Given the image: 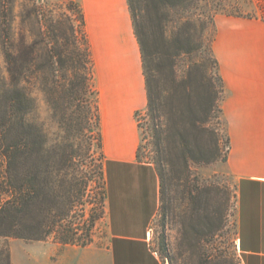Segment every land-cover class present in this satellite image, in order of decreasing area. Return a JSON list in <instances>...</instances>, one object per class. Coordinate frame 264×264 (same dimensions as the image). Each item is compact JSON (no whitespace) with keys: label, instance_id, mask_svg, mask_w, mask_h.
<instances>
[{"label":"rangeland","instance_id":"obj_1","mask_svg":"<svg viewBox=\"0 0 264 264\" xmlns=\"http://www.w3.org/2000/svg\"><path fill=\"white\" fill-rule=\"evenodd\" d=\"M69 1L0 0V84L6 78L2 51L4 36L8 33L15 45H20L22 39L27 44L32 43L37 53L33 73L30 77L27 74L22 83L33 98L26 120L33 126L37 140L50 149L45 160L55 162L54 169L59 170L57 182H64L58 193L66 196L72 184L70 199H60L64 209L71 208L67 209L61 224L72 226L78 241L61 245L54 232L39 241L40 244L0 237V264L22 263L28 254H47V245H55L58 254L64 247L106 246L105 206L101 200L104 157L99 128V91L91 51L90 61L84 56L86 50H90L85 28L83 32L78 12L69 6ZM134 2L140 12V26L149 37L154 52L171 54L175 42L188 52L175 58L177 78L192 69L197 78L212 76L216 87H219L217 74L221 75L212 49L215 17L228 15L264 20V0ZM170 2L180 6L166 8L165 4ZM162 33L167 43L162 41ZM65 48L70 54L63 58L65 60L54 65L44 60L46 50L53 52ZM161 65L162 61L154 64L161 78L160 87L170 90L168 66ZM219 97L218 106L221 107L223 93ZM166 112L170 126L171 116L168 110ZM135 119L140 134L137 160L155 166L160 159L165 173L164 209H160L159 202L148 230L150 251L161 264H241L236 244V182L225 168L227 132L223 115L212 112L206 123L209 132L215 131L218 136L219 152L216 155L209 132H198L199 147L208 162L189 163L187 169L182 160L183 148L177 145L172 129L163 136L159 152L146 106L136 112ZM84 238L86 245L81 243Z\"/></svg>","mask_w":264,"mask_h":264},{"label":"crops","instance_id":"obj_2","mask_svg":"<svg viewBox=\"0 0 264 264\" xmlns=\"http://www.w3.org/2000/svg\"><path fill=\"white\" fill-rule=\"evenodd\" d=\"M73 1L84 17L99 91L106 246L64 247L58 254L47 245L49 253L28 254L17 264H161L147 242L159 180L152 164L137 160L135 114L147 97L127 0ZM214 22L229 138L225 168L236 182L237 249L241 264H264V20L218 15Z\"/></svg>","mask_w":264,"mask_h":264},{"label":"trees","instance_id":"obj_3","mask_svg":"<svg viewBox=\"0 0 264 264\" xmlns=\"http://www.w3.org/2000/svg\"><path fill=\"white\" fill-rule=\"evenodd\" d=\"M127 4L140 50L147 97L146 111L151 119L157 149L161 151L162 138L172 129L174 132L172 136L178 141L177 145L183 148L182 160L186 169L189 163L208 162L205 161L204 153L199 147L198 132L200 134L209 132L206 123L212 112L222 114V108L218 106L219 96L223 93L222 78L217 74L219 87H216L212 76L197 78L193 74L194 70L189 69L178 79L174 70L175 58L188 52L182 50L176 42L172 43L174 52L171 54L167 51L162 54L154 52L149 37L140 26V12L134 0H127ZM69 6L77 10L79 23L84 32V17L80 6L72 0L69 1ZM165 6L173 9L180 5L170 2ZM70 33L74 37L72 27ZM161 37L162 41L167 43L163 33ZM14 43L13 38L7 33L2 46L6 78L3 84H0V237L39 242L54 232L61 245L74 244L78 241L75 229L61 224L63 216L68 212L67 209L71 208L64 209L60 202L61 198L70 199L72 184L68 187L66 196L58 193V188L62 187L64 182L62 180L57 182L59 170L54 169L55 162L51 159L45 160L50 149L37 140L33 126L26 120V115L32 109L33 98L22 83L27 74L29 77L32 75L37 53L34 45L27 44L24 39L20 41V45ZM67 49L53 52L46 50L44 60L50 65L59 63L70 55ZM84 56L90 61L89 49ZM69 57L73 59L72 56ZM157 61L163 62L161 67L168 66L170 90L160 87L161 78L154 68ZM213 61L218 69L214 58ZM196 99H199L198 103H195ZM167 110L171 116L170 126L165 117ZM209 133L213 137L217 155L218 136L215 131ZM228 139L226 135V156L229 151ZM154 168L159 180L160 209L163 210L166 190L165 173L160 159L156 161ZM103 182L101 200L105 206V181ZM54 208L57 209L56 212ZM88 236L87 234L86 238ZM86 238L82 240V245H86Z\"/></svg>","mask_w":264,"mask_h":264}]
</instances>
